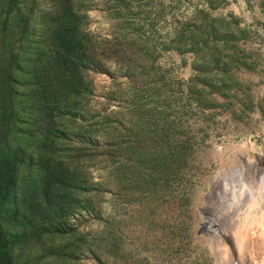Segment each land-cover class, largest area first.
<instances>
[{"label": "rangeland", "instance_id": "obj_1", "mask_svg": "<svg viewBox=\"0 0 264 264\" xmlns=\"http://www.w3.org/2000/svg\"><path fill=\"white\" fill-rule=\"evenodd\" d=\"M82 2L86 31L99 39L137 38L138 46L128 52V70L112 56L110 74H90L87 114L78 120L109 119L85 139L91 206L67 219L83 236L74 264H239L228 244L232 227L264 219V120L243 84L250 74L236 70L233 94H214L217 102L204 95L213 106L201 108L191 44L180 52L170 41L182 30L206 29V15H231L248 31L242 47L262 53L264 0ZM146 152H162L166 163L151 165L146 156L136 169L135 156Z\"/></svg>", "mask_w": 264, "mask_h": 264}, {"label": "trees", "instance_id": "obj_2", "mask_svg": "<svg viewBox=\"0 0 264 264\" xmlns=\"http://www.w3.org/2000/svg\"><path fill=\"white\" fill-rule=\"evenodd\" d=\"M83 7L82 0H0V264H74L80 253L83 236L67 219L91 206L85 139L109 119L78 120L87 114L90 74H110L112 56L128 70V52L138 46L137 38L86 31ZM204 19L206 29L182 30L170 44L181 52L190 42L202 85L193 93L210 108L203 96L232 95L235 71L250 70L252 61L236 17ZM142 130L137 124V140ZM146 156L151 165L166 163L162 152H146L135 156L136 169Z\"/></svg>", "mask_w": 264, "mask_h": 264}, {"label": "bare ground", "instance_id": "obj_3", "mask_svg": "<svg viewBox=\"0 0 264 264\" xmlns=\"http://www.w3.org/2000/svg\"><path fill=\"white\" fill-rule=\"evenodd\" d=\"M262 186L264 187V181ZM261 216L260 220L255 218L248 223L249 229L238 223L232 227V233L228 232L231 239L228 244L235 256L238 253L239 264H264V219ZM223 237L225 239L224 235Z\"/></svg>", "mask_w": 264, "mask_h": 264}, {"label": "crops", "instance_id": "obj_4", "mask_svg": "<svg viewBox=\"0 0 264 264\" xmlns=\"http://www.w3.org/2000/svg\"><path fill=\"white\" fill-rule=\"evenodd\" d=\"M264 38V37H263ZM263 38L255 39V42L261 45ZM257 44L258 46H260ZM256 45V46H257ZM252 66L250 70L241 69L244 72H249V81H244L243 84H249L251 97L253 98V108L256 109V117L264 120V115L260 113L257 105L264 99V52L260 50L251 49L250 51Z\"/></svg>", "mask_w": 264, "mask_h": 264}]
</instances>
